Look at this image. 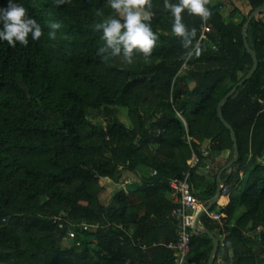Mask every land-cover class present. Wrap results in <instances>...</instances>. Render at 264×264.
<instances>
[{
	"label": "trees",
	"instance_id": "trees-1",
	"mask_svg": "<svg viewBox=\"0 0 264 264\" xmlns=\"http://www.w3.org/2000/svg\"><path fill=\"white\" fill-rule=\"evenodd\" d=\"M16 2L43 35L15 48L0 42V264H173L171 182L195 155L191 182L208 207L220 171L236 158L218 109L254 68L245 33L259 69L222 107L239 159L220 176L229 195L210 210L221 221L203 216L199 230L224 236L214 264H264V0L209 1L208 40L191 57L203 20L184 14L197 33L184 48L165 0H152L157 46L132 64L97 55L96 25L115 16L107 0ZM53 22L61 25L54 39ZM219 159L226 163L210 181L202 171ZM102 182L116 185L108 203ZM70 230L80 246L64 247ZM191 248L185 264H209V235L198 231Z\"/></svg>",
	"mask_w": 264,
	"mask_h": 264
},
{
	"label": "clouds",
	"instance_id": "clouds-1",
	"mask_svg": "<svg viewBox=\"0 0 264 264\" xmlns=\"http://www.w3.org/2000/svg\"><path fill=\"white\" fill-rule=\"evenodd\" d=\"M69 2L56 0V5L59 7ZM107 3L114 10L115 16L96 25V29L102 31L100 39L103 41L97 55L103 61L122 57L127 64H132L134 57L139 54L145 58L150 57L159 39L151 25L154 15L151 11L152 0H107ZM208 3L209 0H177L175 3L165 0L164 7L173 18L172 33L180 39L182 47L193 46L197 35L195 28L189 29L183 22L184 14L207 20L212 16ZM60 27L59 23H51L48 37L54 39ZM42 35L41 24L16 0H7V7L0 8V42L15 48L17 44L27 46L29 37L33 42L39 41ZM201 52L197 44L188 55L199 56Z\"/></svg>",
	"mask_w": 264,
	"mask_h": 264
},
{
	"label": "built area",
	"instance_id": "built-area-1",
	"mask_svg": "<svg viewBox=\"0 0 264 264\" xmlns=\"http://www.w3.org/2000/svg\"><path fill=\"white\" fill-rule=\"evenodd\" d=\"M210 1V0H209ZM208 20H203L200 27V39L198 45H201L203 41L208 40ZM185 68H187L185 66ZM199 159L193 155L188 161V170L183 174L182 178L175 179L171 182L170 197L173 203L177 206L171 217L175 219L179 227L178 241L171 243L168 248L174 252L173 264H185L186 260L191 255L192 239L198 232L197 226L202 225L201 218L207 216L212 222H220L223 214L218 212L207 211V206L202 203L197 197V191L195 190L191 178L192 171L197 168ZM130 183L126 181L125 185ZM222 186V185H221ZM222 194L229 195V187L222 186ZM200 217V218H199ZM200 219V220H199ZM56 222L61 220L55 218ZM63 228V224L60 225ZM84 231L89 229L88 225H81ZM68 239L75 241L77 246H80V242H77V234L75 231L70 230L68 233ZM224 236L221 238V246H223Z\"/></svg>",
	"mask_w": 264,
	"mask_h": 264
},
{
	"label": "water",
	"instance_id": "water-1",
	"mask_svg": "<svg viewBox=\"0 0 264 264\" xmlns=\"http://www.w3.org/2000/svg\"><path fill=\"white\" fill-rule=\"evenodd\" d=\"M262 12V10H258L257 12L253 13V15L250 17L249 21L247 22L246 26H245V32L247 30V28L249 27V24L251 23V21L254 19V17H256L257 15H259L260 13ZM244 42H245V46H246V49L247 51L252 55L253 57V60H254V68L253 70L251 71V73H249V75H247L240 83H238V85H236L234 87V89L227 95V97L221 102L220 106H219V109H218V114H219V118L221 119V121L228 127V129L231 130V132L233 133V137H234V142H235V153H236V158L235 160H233L232 162H230L226 167H224L221 171H220V174H219V177H218V181H219V186H218V195L217 197L214 199V201L207 207V211H210L213 206L217 203L218 199L221 197L222 195V186L220 184V176L223 174V172H225L226 170L230 169L239 159V152H238V144H237V138H236V135L234 133V130L233 128L228 125L224 119V116L222 114V107L224 105V103L228 100V98H230L236 91L239 87H241L242 85H244L249 79H251L255 74L256 72L258 71L259 69V60L256 56L255 53L252 52V50L250 49L249 45H248V41H247V38H246V33L244 34ZM200 218V217H199ZM200 220V219H199ZM197 230L200 232V233H203V234H207L209 235V237L212 239L213 243H214V249H213V252H212V255H211V258H210V261H209V264H214V261H215V258H216V255L218 253V250L220 248V241L219 239L215 238L210 232H207V231H203V230H199L198 226L196 227Z\"/></svg>",
	"mask_w": 264,
	"mask_h": 264
},
{
	"label": "rangeland",
	"instance_id": "rangeland-1",
	"mask_svg": "<svg viewBox=\"0 0 264 264\" xmlns=\"http://www.w3.org/2000/svg\"><path fill=\"white\" fill-rule=\"evenodd\" d=\"M210 1H212V0H210ZM120 120L124 124L130 125V121H129V118H128V111L126 109H122L120 111ZM207 145L205 147H207ZM225 163H226L225 160L219 159V160L216 161V163H215V165L213 167L207 168L206 170H204L202 172H203V174L210 175L208 177V180L214 181L213 174L216 173L217 169H219L220 167L224 166ZM129 178H130L131 181H136L137 180L134 175L130 176ZM102 185L105 187V191L102 193V196H101L102 197V201L104 203H108L110 201V199H111V196H112L111 194H112L113 190L116 188V185H114L112 183H107V182H102ZM136 187H138V185ZM216 212H218V211H216ZM73 244H76L75 241L68 240V241H64L63 245L66 248H71Z\"/></svg>",
	"mask_w": 264,
	"mask_h": 264
},
{
	"label": "crops",
	"instance_id": "crops-1",
	"mask_svg": "<svg viewBox=\"0 0 264 264\" xmlns=\"http://www.w3.org/2000/svg\"><path fill=\"white\" fill-rule=\"evenodd\" d=\"M212 1H215L216 2V0H212ZM262 19L264 20V16L262 17ZM168 247V246H167Z\"/></svg>",
	"mask_w": 264,
	"mask_h": 264
}]
</instances>
